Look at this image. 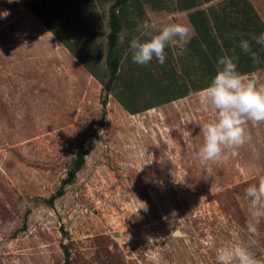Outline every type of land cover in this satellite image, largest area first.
<instances>
[{
    "label": "rangeland",
    "instance_id": "rangeland-1",
    "mask_svg": "<svg viewBox=\"0 0 264 264\" xmlns=\"http://www.w3.org/2000/svg\"><path fill=\"white\" fill-rule=\"evenodd\" d=\"M116 1L0 0V264H217L218 247L241 241L264 259V217L246 196L264 179V123L219 160L195 155L214 113L192 89L206 44L190 14L223 0ZM245 1L264 33V0ZM144 23L186 24L192 38L141 66L128 41ZM243 75L264 85V66Z\"/></svg>",
    "mask_w": 264,
    "mask_h": 264
},
{
    "label": "clouds",
    "instance_id": "clouds-1",
    "mask_svg": "<svg viewBox=\"0 0 264 264\" xmlns=\"http://www.w3.org/2000/svg\"><path fill=\"white\" fill-rule=\"evenodd\" d=\"M193 29L186 24L167 23L160 28L144 23L139 35L128 41V52L138 65H147L155 59L160 65L166 60V48H177L180 53L192 38ZM127 30L118 34V44H125ZM252 41L264 46V33L254 36ZM240 48L254 64L260 58L253 51L252 43L240 41ZM236 57L227 55L218 60V70L211 82L201 92V102L214 113V119L201 128L203 142L195 148L196 158L203 164L223 158L226 149H235L246 139V125L264 123V85L245 77L237 70ZM190 135V134H189ZM234 154V153H233ZM249 198V213L253 221L264 217V179L258 185L246 189ZM255 232L253 224L248 225ZM217 264H264L251 250V245L241 241L216 249ZM156 264H161L158 258Z\"/></svg>",
    "mask_w": 264,
    "mask_h": 264
},
{
    "label": "trees",
    "instance_id": "trees-1",
    "mask_svg": "<svg viewBox=\"0 0 264 264\" xmlns=\"http://www.w3.org/2000/svg\"><path fill=\"white\" fill-rule=\"evenodd\" d=\"M213 0H205L203 3H209ZM126 0H117L116 4H123ZM191 1L187 4L184 3L182 9H191L193 6H200L202 3ZM248 17V18H247ZM244 20V21H242ZM190 22L194 25L197 32V38L195 40L199 43L204 42L206 44V51L204 54H200L196 57V66L194 67V80L192 83V89H204L211 82V79L218 70V60L224 56L223 46L231 47L233 45L236 53L237 70L243 75L251 70L264 66V53L258 54L256 50L262 45H257L252 41L254 36H259L261 28L263 29V24L259 22V18L254 8L248 1L245 0H223L209 7L205 12L196 11L190 14ZM209 22L215 25V28L224 31V37L219 39V44L215 41L216 35L213 33V38L210 36V25ZM247 23H251L252 27L247 28ZM239 24V26H238ZM110 31L107 36V67L110 70V79L113 77V73L117 68V57L114 53V47L117 40V33L120 30V25L118 18L115 14L111 15L109 19ZM207 30V32H206ZM248 40L252 43L253 51L260 58V63L254 64L251 57L244 53L240 48V41ZM200 48V46H199ZM208 50V51H207ZM242 65V66H240ZM199 68V70H197ZM197 75V76H196ZM203 78V80H202ZM202 80V81H201ZM92 135L88 138V145L91 144ZM83 156V152H77V163L79 165Z\"/></svg>",
    "mask_w": 264,
    "mask_h": 264
}]
</instances>
